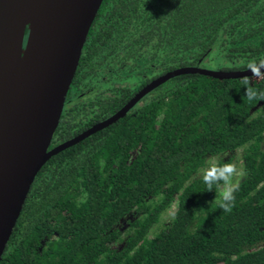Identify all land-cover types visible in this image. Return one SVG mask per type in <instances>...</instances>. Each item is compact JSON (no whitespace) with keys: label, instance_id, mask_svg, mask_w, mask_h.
Masks as SVG:
<instances>
[{"label":"trees","instance_id":"1","mask_svg":"<svg viewBox=\"0 0 264 264\" xmlns=\"http://www.w3.org/2000/svg\"><path fill=\"white\" fill-rule=\"evenodd\" d=\"M260 58L264 0H102L49 149L170 70L206 59L244 70ZM243 87L240 78L174 76L51 156L0 264H264V102L248 101ZM236 150L243 175L225 213L209 204L216 194L199 170Z\"/></svg>","mask_w":264,"mask_h":264},{"label":"water","instance_id":"2","mask_svg":"<svg viewBox=\"0 0 264 264\" xmlns=\"http://www.w3.org/2000/svg\"><path fill=\"white\" fill-rule=\"evenodd\" d=\"M101 2L0 0V258L35 175L51 156L115 123L174 76L201 74L219 80L251 76L246 69L170 70L144 85L108 118L49 149Z\"/></svg>","mask_w":264,"mask_h":264},{"label":"clouds","instance_id":"3","mask_svg":"<svg viewBox=\"0 0 264 264\" xmlns=\"http://www.w3.org/2000/svg\"><path fill=\"white\" fill-rule=\"evenodd\" d=\"M247 72L251 76L244 75L240 78L243 84V96L248 101L264 102V88L256 85L264 82V58L251 59L246 65ZM243 175L237 164L224 158L212 155L205 166L199 170V179L206 186L207 192H215V199L209 204L217 203L225 213H231L235 205L236 193L240 190L239 178Z\"/></svg>","mask_w":264,"mask_h":264},{"label":"rangeland","instance_id":"4","mask_svg":"<svg viewBox=\"0 0 264 264\" xmlns=\"http://www.w3.org/2000/svg\"><path fill=\"white\" fill-rule=\"evenodd\" d=\"M204 65V68H207V69H211V70H215L217 69V63L213 60H210V59H206L203 63ZM229 156H232V162L236 163L238 168L241 169V157H242V152L241 150H236L234 152H230V153H227V154H224L221 156V158H227ZM172 213V210H169L164 216H163V222L164 223H167L169 218H170V215ZM124 224L122 225L123 229L124 227L126 226V223L124 221H122ZM163 223H161V226H162Z\"/></svg>","mask_w":264,"mask_h":264},{"label":"flooded vegetation","instance_id":"5","mask_svg":"<svg viewBox=\"0 0 264 264\" xmlns=\"http://www.w3.org/2000/svg\"><path fill=\"white\" fill-rule=\"evenodd\" d=\"M107 118H108V117H107ZM105 119H106V118H105ZM103 120H104V119H103ZM101 121H102V120H101ZM98 122H100V121H98ZM98 122H95L94 124H96V123H98ZM94 124H93V125H94ZM93 125H91V126H93ZM91 126H90V127H91ZM88 128H89V127H88ZM88 128H87V129H88ZM87 129H85V130H87ZM85 130H83V131H85ZM101 130H102V129H101ZM83 131H82V132H83ZM82 132H80V133H82ZM96 132H97V131H96ZM80 133H79V134H80ZM92 134H93V133H92ZM77 135H78V134H77ZM75 136H76V135H75ZM73 137H74V136H73Z\"/></svg>","mask_w":264,"mask_h":264}]
</instances>
